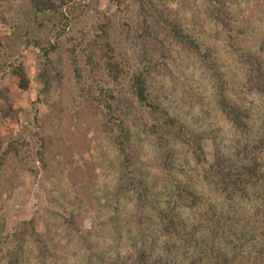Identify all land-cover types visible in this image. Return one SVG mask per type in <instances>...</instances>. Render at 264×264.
Listing matches in <instances>:
<instances>
[{
  "label": "rangeland",
  "instance_id": "374dc122",
  "mask_svg": "<svg viewBox=\"0 0 264 264\" xmlns=\"http://www.w3.org/2000/svg\"><path fill=\"white\" fill-rule=\"evenodd\" d=\"M163 1L201 55L155 21L145 43L138 0H126L133 13L120 40L132 66L147 67L152 98L186 127L185 140L166 135L169 148L151 133L155 121L127 83L86 69L79 45L94 39L97 19L114 15L118 0H0V38L10 49L0 65V89L22 110L19 123L2 119L0 101V155L13 142L30 146V154L10 156L0 172V264H190L185 259L197 257L196 215L179 195L180 189L208 192L209 165L196 161L186 140L201 139L211 163L219 145L231 149L240 138L222 113L223 98L250 109L256 123L262 116L256 90L264 72V0H225L229 28L216 22L208 0ZM29 42L56 47L48 95L37 78L42 53ZM19 62L31 81L28 91L11 73ZM102 90L119 98L129 169ZM31 220L43 243L31 227L21 235Z\"/></svg>",
  "mask_w": 264,
  "mask_h": 264
},
{
  "label": "trees",
  "instance_id": "16d2710c",
  "mask_svg": "<svg viewBox=\"0 0 264 264\" xmlns=\"http://www.w3.org/2000/svg\"><path fill=\"white\" fill-rule=\"evenodd\" d=\"M208 1L216 8V22L224 28H229L230 9L225 0ZM138 3L143 16L145 43L153 38V28L150 24L155 21L186 49L201 55L199 43L172 19L165 1L138 0ZM118 6L114 15L101 14L97 19L92 41L80 43L79 47L85 54L86 69L91 73L103 71L115 85L127 83L140 108L149 110L155 121L150 129L151 133L169 148L166 135L176 133L181 140H185L186 127L152 98L147 67H133L128 56L121 51L120 37L129 27L128 20L133 11L126 0H118ZM29 43H33L42 53V70L37 78L43 86L42 93L48 95L53 84L50 54L56 47L43 48L38 43ZM8 52L10 49L0 38V65ZM77 62L74 58L73 65L78 76H81ZM11 73L18 78L20 90L28 91L31 81L24 64L19 62L12 65ZM259 79L258 85L254 80L253 82L257 85L256 93L264 100V72ZM100 98L109 100L105 106L106 116L109 121H114L119 129L117 147L125 168L129 169L132 166V157L127 147L128 132L121 118L123 111L119 98L110 90H102ZM0 101L3 102L1 118L19 123L22 110L15 108L8 89H0ZM220 108L239 132V143L232 144L231 149H228L227 145H219L218 152L210 163L201 139L186 140L196 161L209 165L206 182L210 190L199 192L196 189H180L179 198L184 206L195 213L193 223L198 230L193 234L198 242L197 257L192 255L185 260L190 264H264V111L256 123V115H253L250 109L244 108V105L223 98ZM29 147L24 141L11 143L0 155V172L10 156H18L22 152L30 154ZM2 148L3 141L0 139V151ZM172 154H168L167 158ZM22 226V236L29 231L26 227H31L36 241L43 243L35 220L25 222ZM173 260L178 259L175 257Z\"/></svg>",
  "mask_w": 264,
  "mask_h": 264
}]
</instances>
